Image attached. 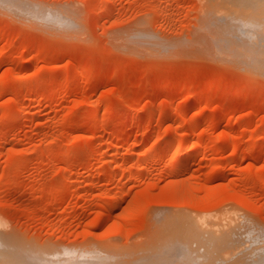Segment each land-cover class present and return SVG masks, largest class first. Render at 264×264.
<instances>
[{
	"label": "rangeland",
	"instance_id": "rangeland-1",
	"mask_svg": "<svg viewBox=\"0 0 264 264\" xmlns=\"http://www.w3.org/2000/svg\"><path fill=\"white\" fill-rule=\"evenodd\" d=\"M211 1L0 0V233L12 255L130 262L164 214L246 219L233 231L264 241V75L204 40ZM193 243L179 244L194 257ZM160 248L154 264H205Z\"/></svg>",
	"mask_w": 264,
	"mask_h": 264
},
{
	"label": "bare ground",
	"instance_id": "bare-ground-1",
	"mask_svg": "<svg viewBox=\"0 0 264 264\" xmlns=\"http://www.w3.org/2000/svg\"><path fill=\"white\" fill-rule=\"evenodd\" d=\"M211 2L213 3L214 8H215V14L213 13V16L211 17V19L209 21V25H210L209 28L211 30H209V28L208 29L206 28V30H208V32L211 33V37L208 34L210 39L206 38V37H208L207 35L206 36L204 35L205 38L202 35V38H204V40L208 39V41L211 39L212 40L214 39L218 43L219 47L221 48L220 50L224 54L229 55L231 57V58H229L231 60H228L229 62L234 61L235 63L239 64L238 66H241L242 68H245L247 70H251V71H254V72H257V73L264 75V0H212ZM208 3H210V2H208ZM207 7H208V5H207ZM210 14L207 12L208 19L210 17ZM207 15L205 18H207ZM205 22H207L206 19H205ZM206 24L208 25V23H206ZM138 34L142 35L143 33L140 32ZM143 36H144V38H147L148 36L150 37V35L145 34V33L143 34ZM136 39H139V38H136ZM148 39H150V40L153 39V42H154V40L158 41L157 39L152 38V36ZM205 41H204V43H205ZM145 43H147V42H145ZM151 43H152V41H151ZM154 44H157V43L155 42ZM158 45H160V44H158ZM149 47L152 49L151 46H149ZM165 47H166V45L163 46V49ZM209 47L212 48V46H210V45H209ZM214 48L217 49L218 47H214ZM154 49H157V48H154ZM205 49L208 50L207 47ZM218 50H219V48H218ZM154 51H156V50H154ZM210 52L213 54L212 50ZM216 55H219V53L217 52ZM216 55H214V56H216ZM225 59L227 60L228 58L224 57V60ZM154 215H156V214H154ZM154 215L150 216V219H151V217H154ZM160 215L158 217H160ZM164 215H165V217L163 215H161L164 218L162 219V217H160V219H162V220H159L160 222L157 221L158 226L156 225L157 223L155 220V225L158 228H156L155 225L152 226V229L153 230L155 229L158 232L157 237H159V239L157 237H155V241L158 243L154 242L153 237L156 236L154 233L151 232L152 238H150L151 234L147 235L148 234L147 233L146 234L147 239H152V240L147 241V243H145L146 241H144L143 244H141L142 242L140 243L141 245H144L145 248H147V249H145L143 246V248L146 250V252L143 251L144 252L143 253L141 251V253L143 255H141L137 258H134L130 262L125 263V262H122L121 260H115L113 256L105 254V253L97 252V251H87V252L82 251V252H80L74 256H71V255H67V252H70V250H68L67 252L65 250L66 253L64 252V250H63V252L60 250H56L57 252L55 250H51L49 252L48 251H42V250L38 251V249H34L33 246H32V248L29 247V249L25 248L22 251L23 255L14 256L6 248L5 245L7 244L8 241L6 239H4L5 237L0 233V264H154L155 262L152 259H155L154 255H158V253H159V252L156 253L157 248L159 249V246L161 247L160 249L163 248V250H162V255H163L165 252L170 251L172 249L171 247L175 246V244H173L174 242H176V246H177V248H176V246L174 247V248H176V251L175 250L170 251L171 254L173 251H175L176 256H174V253L172 254L174 259L177 257V253H178L180 260H182L181 259L182 254H183V256L187 255V259H189L188 257H190L191 260L192 259L194 260V258L197 257V254L199 252L200 254L202 253V255L199 254L198 256L202 258V260L204 261L205 264H234V263H236V261L237 262L239 261L241 263L244 262V264H264V252L261 253L260 251H258L260 254L254 253V251H257V249L254 250L255 245H254L253 251L250 252V250H252L251 246L253 245L251 243V241L253 240V238H256L257 236H260L257 238L261 239V234L258 232H253V230L250 229V226H247V229L249 227L250 231L243 230L244 231L243 233L246 234V232H248L247 233L248 237H250L249 234H251L252 240H250V238L244 236L242 231H239L238 234L236 233L238 230H240V228L238 230L235 229V227L233 228V225L235 226V223L236 224L238 223L237 225L241 224V226H245L244 220H246V219L242 220L243 223H242V221H241V223L239 221H233V223H234L233 225H232V223L228 222L231 220L227 219L228 224L225 222L227 225L224 224V222L219 223V222L209 221V222H206L204 224V226H203V224L201 226H198V223L194 224L196 222H194V221L192 222L191 219L188 220V218L187 217L185 218V216L180 217V216H175L174 214H171L168 216H167V214H164ZM155 217H157V216H155ZM153 219L151 220V224L153 223ZM247 221L249 223L246 222V224L248 223L250 225V221L249 220H247ZM207 223L209 224V226H207ZM212 223H214L217 226L219 224H221L220 228L218 226L216 229V227H214L215 225ZM217 223H219V224H217ZM223 224L226 228L223 226ZM237 225H236V228H237ZM227 226H230V227L227 228ZM251 227H252V223H251ZM242 229L243 228L241 227V230ZM244 229H246V228H244ZM252 229H254V227ZM153 230H151V231H153ZM233 230H237V231L235 232ZM256 230L258 231L259 229L256 228ZM251 232L255 235H253ZM236 234L237 235H239V234L243 235L242 238L245 237L249 240V241L247 240L248 242H247V244H245L246 248H244L245 247L244 246L240 249V251L243 253V250H242L243 248H244V252H245L246 249L249 250V247H251L249 250V253L247 251L244 254L241 253V255H237V254H240L239 248L237 247V245L240 242L242 243V241L239 242V240H243V239L240 238L237 241V239L239 238L240 235L237 236ZM263 234H264V231H263ZM144 238H146V237H144ZM256 239L253 240L255 242V244H256V242L259 243L261 241V243L263 245V243H264L263 240L258 241L259 239H257V240ZM152 241L154 243H156V245H158V247H154L155 244ZM192 241H194V242L196 241L198 243V245H195ZM236 241H237V243H236ZM150 242L153 244L154 248L152 246L149 247V245H151ZM178 242L180 244H184V245L188 246L187 250L191 246L190 243H193L194 246H196V247L198 246L199 251L197 249L196 250L197 254L196 255L194 254L195 256L193 257V254H192L193 252L192 253L190 252L191 247L189 249L190 251L185 252L186 250L183 249V247L180 246V244ZM243 242L245 243L246 239L243 240ZM188 243H189V245H187ZM233 243H235L236 245ZM241 243L238 245L239 247H241L240 246ZM244 243H242V246L244 245ZM177 244H179V246ZM248 244H249V246H248ZM250 244H252V245H250ZM171 245H173V246H171ZM259 245H261V244L259 243ZM140 247H138V248H140ZM179 247H180V250H182V251L185 250V251L181 252L178 249ZM192 247H193V245H192ZM234 247H235V249L238 248L237 252H239V253H237L234 251L235 253H237L235 255L239 256V258L242 256L240 258V260L238 259L237 256H236L237 260L234 256H233L234 258L232 257V254H233L232 250H234L232 248H234ZM263 247H264V245H263ZM169 248H171V249H169ZM193 248H192V251L193 250L195 251L196 248L195 247H193ZM154 249H156V251ZM163 251H165V252H163ZM178 251H180V252H178ZM200 251H202V252H200ZM71 252H70V254H72ZM73 252H74V254L76 253L75 251H73ZM126 252H128V251H126ZM129 252H131V251H129ZM189 252L192 254L191 255L192 257L188 254ZM133 253H135V252H133ZM170 253L168 252V256H165V255L164 256L167 258L168 257L171 258L172 255ZM185 253H186V255H185ZM169 254L171 256H169ZM158 256L161 257V254H159ZM187 259L185 258V260H187ZM197 259H198V257H197ZM183 260H184V258H183ZM233 260H235V261H233ZM187 261H189V260H187ZM192 262H195V260ZM162 263H164V262H161L158 264H162ZM197 263H200V261L197 260ZM241 263H239V264H241Z\"/></svg>",
	"mask_w": 264,
	"mask_h": 264
}]
</instances>
